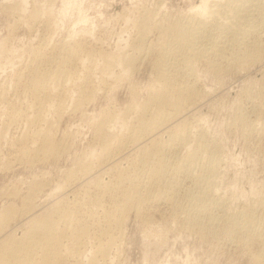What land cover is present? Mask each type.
Returning <instances> with one entry per match:
<instances>
[{
  "label": "rangeland",
  "instance_id": "374dc122",
  "mask_svg": "<svg viewBox=\"0 0 264 264\" xmlns=\"http://www.w3.org/2000/svg\"><path fill=\"white\" fill-rule=\"evenodd\" d=\"M26 1L28 0H22V2ZM211 2L212 0H29L23 3V5L29 4L24 5L27 12L23 16L24 19H20V21L15 18L16 16L14 15L16 14L4 12V9L0 10V39L5 38V46H9L8 49H10H4V53L1 49L2 56L0 58V210L8 206L13 208L12 212L7 216L5 215L4 220L0 222V248L3 247L2 244H5L7 238H11V236L20 237L26 226L28 228L29 220H35L37 216L44 218L47 216L46 213H49L48 216H50L53 210L52 215L54 214L53 216L58 218V212L70 207L78 210V218L81 217L75 222V226L77 228L86 226L88 232H86L87 235H84L85 243L78 246V244L73 242L72 231H66L64 237L66 248L64 247L63 252L68 253L71 250L72 252L68 255L69 257H66L65 260L63 259V263L95 264L90 259L93 256L92 253H95L96 247H98L101 240L106 243L108 238V235L105 234V229L108 228V222H106L108 209L111 208L116 199H118L117 202L119 203L123 201L120 196H116L117 193L114 195L116 197H113V201H111V196H104L103 206L101 204L99 207H97L98 204L87 200L90 197L87 195L88 190L86 187L89 189L93 187L92 190H94V182L101 177L113 178L117 181L118 171H116L115 167L105 162H103L104 164L100 163V159L103 157L102 153L105 151L103 150V144L105 140L114 134L120 136L119 133L122 130L120 137L122 139L123 134L124 138L122 140L126 141L129 146L123 157L125 158L123 159L125 160L123 164L127 167V171L130 172H127V175L131 177L137 173L139 175L136 178L137 183L147 180V176L142 171L144 170V164L142 165L143 162H141L144 156L143 149L145 152V148L139 145L136 146L130 136L134 130L140 127V118L142 116L140 114L142 110L136 109L135 106L147 100L150 87H156L158 84L155 77L156 69L155 66L153 67L157 52L155 53V50L149 47V43L152 41L154 44H158L161 39V32L159 31L162 30V26L166 24L165 27H167L182 14L184 15L196 9L206 14L204 17L207 16L208 6ZM51 5L54 8L51 17H49L50 14L48 12L39 16L37 20L29 15L34 7L47 9ZM204 6H207V9H203ZM153 9H155L156 14L153 18L154 24L152 22V28L148 29L146 44H143L142 48L136 49L140 39V32L137 29L138 27H136L135 19H139L147 10ZM141 12L143 13L141 14ZM254 13L255 30L252 28L248 32L249 35L248 33L247 36L245 35L247 38H244L245 41H259V49L256 52L257 54L255 53L254 58L244 59V61L242 59L235 60L236 62L226 59L221 60L218 61L220 64L216 69L212 67L209 58L198 60L195 63V69L189 75L182 76L185 79L189 76L188 78L196 79L197 81V94L192 99L193 102L191 101L193 105L187 102L185 104L187 110L182 115L184 117H177V119L170 122V130H173L177 127L176 124L180 122V124H184L186 120L185 123L188 127L191 126L193 135L197 134V132H199V135L200 132L204 135H202V138L206 150L210 149L209 151L207 150L208 153L212 152L216 156L219 155V159L221 158L219 162L220 174L218 173L215 178L217 187H213L216 190H212V187L207 183L209 181L205 177H200L201 173L204 174L206 169L205 165H203L205 161L201 160V164L189 174L186 173L187 171L176 173L173 171L174 168H172L170 174L163 177L164 179L160 183L162 185H159V188L160 186L163 187L156 189V192H158L168 188L167 192L168 194L170 193L171 200L161 198L162 200L159 199L154 202L147 201L142 205L139 213L135 209L137 199L134 200L133 202H136H132L130 205L131 207L133 206V209L131 208L122 217V225H120V222H115V226L113 225L112 227L111 233L117 236L116 239L118 238L116 245L112 246L110 253L105 258L97 256L100 257L97 258V263L102 264L104 261L103 264H264V114H262L264 113V14H260L257 10ZM216 21V18L209 20L211 24L208 23V27L214 28L213 25ZM29 23L32 25H28ZM49 35L51 42L49 38L47 39ZM238 36L242 37L241 34ZM48 44L49 46H46ZM239 44L240 41L234 42L237 55L241 56L244 45L243 43ZM138 50L141 51L138 52ZM127 51L135 53L133 61L135 68L133 66L131 73L124 75L125 72L122 71L121 63L119 61L113 62V60L121 53ZM68 56L74 57V59L68 61L69 63H67ZM110 59L112 60L110 61ZM64 61L68 72L70 70L72 84L67 81L64 85L63 83L59 85V87L61 86L60 89L58 87L53 92L50 89L36 92L33 86L35 69L40 68L39 70L47 72L54 71ZM109 62H112L113 68L110 67V70H105L106 64ZM105 79L108 81L106 82ZM73 83L75 86H73ZM79 87L81 88L78 91L77 88ZM129 104L134 105V107L132 106L128 110L126 107ZM241 115L247 116H245L246 121L241 119ZM30 116L33 118L38 116L39 119L30 122ZM103 116L107 118L105 120L108 123H106V128L101 134L99 130L100 121L98 120H104ZM112 116L115 117L116 121ZM129 118H133V121H130ZM131 122L134 124H130ZM173 122L177 123L174 124ZM243 122L247 124L244 125ZM113 129L116 130L115 133L112 132L114 131ZM96 130L100 133L95 132ZM168 130L166 129L163 132L164 134L162 133L159 140L168 139L167 135L170 132ZM44 132L49 135L48 141L56 143L57 147L54 146L53 151L52 149L45 151L37 147L41 142H44ZM109 132H111L112 136ZM100 134L104 136H100ZM107 135L109 137L105 138ZM26 136L27 138H24ZM95 138H97V141ZM191 138L192 143L179 146L177 149L179 154L183 152L185 154L187 148H191L193 145L194 148L197 147L195 136ZM34 139H37V142ZM118 142L116 143L118 144ZM149 145L151 147H148L152 148V143L149 142ZM138 147H141V149ZM101 150L103 151L101 152ZM167 151L172 153L169 148ZM140 153L143 155L141 156ZM136 156L139 157L136 158ZM86 159L90 165H93V169H90L91 166L86 162ZM91 159L93 161H90ZM96 164H99V167ZM109 165L114 170L110 169ZM201 167L202 169L204 167V171H201ZM138 168L140 172L137 171ZM80 170H85L83 172L86 173L82 174L83 172ZM132 172L135 173L132 174ZM191 173L194 174L192 175ZM85 174L88 175L86 176ZM196 174H198V178ZM70 176H72L71 179ZM172 178H175L174 181ZM201 178L204 179L206 184L203 181V184L201 183ZM217 180L218 183H216ZM143 182L140 185L141 189L138 186L140 189L138 190L139 195L145 193ZM196 182L202 185L200 184L199 186ZM170 184H173L172 187ZM201 188L210 193L209 198L211 200L219 199V202L220 200L224 201V203L221 201L219 204H216L217 201H215V206L213 204L210 210L211 215L209 214L210 216H205L203 219L202 217L198 218L196 215L195 208H197V203H194L196 199H192L194 198L192 197L194 193H198ZM207 188L210 189L208 190ZM179 198L182 200L181 202ZM29 200H32L33 204ZM27 201L28 204H26ZM69 203L72 204V207ZM22 207H29L27 208L29 211L27 209L23 211ZM56 207L57 211L55 210ZM30 209L33 210L31 211ZM32 213H35L36 217ZM243 213H247L249 216L247 214L243 216L245 220L248 217L247 222L244 218V221L242 220ZM249 213H252L257 221L255 231V233L257 232V237L255 236L254 238L244 237L246 227H241L242 229H240L235 225L239 221L243 225H247L248 220L251 218ZM43 215L44 217H42ZM230 216L232 219H230ZM38 217L37 219H39ZM215 220L218 221L216 222ZM26 223L28 225H25ZM2 224L3 227H1ZM62 226L63 223H59V230L64 229ZM13 232L15 236L10 235ZM67 234H70V236H67ZM100 236L101 240L99 239ZM74 250L76 254H73Z\"/></svg>",
  "mask_w": 264,
  "mask_h": 264
},
{
  "label": "bare ground",
  "instance_id": "6f19581e",
  "mask_svg": "<svg viewBox=\"0 0 264 264\" xmlns=\"http://www.w3.org/2000/svg\"><path fill=\"white\" fill-rule=\"evenodd\" d=\"M24 1V0H23ZM29 1V0H28ZM26 1V2H28ZM55 1V0H54ZM26 2H22L18 1V0H0V10L2 11L3 9L5 10L4 12H10V14H16L14 16H16L15 18L18 19V21H20V19H24V15H26V8H24V5H28V4H24ZM52 2V1H51ZM50 2V3H51ZM157 6V5H156ZM2 7V9H1ZM53 6H48L47 9H42V8H35L32 10V13L29 14L32 17L31 18H35L37 20V18H39V16H41L42 14H45L46 12H48L50 14L49 17H51V14L53 13ZM203 9H207V6H204ZM207 10V16L204 17L203 12L201 10H193L190 12L185 13L184 15L182 14V16H179L178 18H174L175 20L173 22H171L167 27L166 24L165 26H162V30L159 31L161 32V41L159 40V43H155L150 41L149 43V47L152 50H155V53L157 52V58L155 60V65H153V67L155 66L156 69V79H157V86L156 87H150V92H149V97L147 100H144L142 104L136 105L135 108L142 110L140 114H142L141 118H140V124H139V128L134 130L133 133L131 134L130 138L133 139V143H136V146H143L145 148V152L143 149V153L144 156L142 157V165L144 164V170H142L145 175L147 176V180L146 181H138L139 183L136 182V178H138V174L136 173L135 175H132L131 177L128 176L127 174L130 173L127 170V167L124 166V161L123 158L125 155V151L128 149V145L126 143V141L122 140L124 137V135L122 134V139H121V132H123L122 130H120L121 132L119 133L120 136L115 135V131L113 136L111 134V132H109L111 134L112 137H109V135H107L108 138L107 140H105L104 142V148L103 150H105L102 155L103 157L100 159V163H108L112 166L115 167L116 171H118V177L117 181H115L113 178H103L99 177L100 179L96 182H94V190L93 187L92 189H89L86 187V189L88 190L86 193L87 195H89V199H87L90 202H94L97 205V207H99V205L103 206V197L106 195L111 196L110 198H112L111 201H113V197H121V200H123L122 202H117L118 199H116L115 203L111 206L110 209H108L107 212V229L105 234L108 235L107 241L106 243L103 242V240H101V236H100V243L98 245V247H96L97 249L95 250V253H92L93 256L92 258H90L92 261L95 262V264H99L96 262L97 258H100L101 256H103L105 258L106 255H108V253H110V250L112 249L113 245H116L115 243L117 242V239L113 233H111L112 227L114 224L119 223L120 225H122L121 220L122 217L124 215H126V213H128V211L133 207H131L130 205L132 204V202L134 200L137 199V202L135 204V209L137 211V213L140 212L142 205L145 204V202H149V201H156L159 200L161 198H165V199H170L171 200V196L170 193L168 194V188L166 190H159L158 192H156V189L158 190L159 185L162 179H164L163 177H165L166 175L170 174V171L172 168L174 172L176 173H181L183 171H187L186 173H190L192 171H194L200 164H201V160L205 161V172L204 174L201 173L200 177H205V179L209 182V185L212 187V190H216L213 189V187H217L215 185V178L219 173V162L221 160V158L219 159V155L216 156L214 153H208V151L210 150H206V146L205 143L203 142V138L201 132L200 135L198 134L199 132H197V134L193 135V132L191 130V126L188 127V125L184 122V124H176L177 127H175V129L170 130V122L171 120L180 118L183 113L185 112V110H187V107L185 108V104L187 102H190V104L193 105V103H191L192 99H194L195 95L197 94V81L196 79H190V78H184L182 76H185L186 74H190L192 70H194V66L195 63L200 60V59H206L209 58L211 63H212V67L213 68H217L218 65L220 64L218 61L221 60H229V61H235V60H243L244 59H253L254 56L257 54V50L259 49V41L257 40H246L244 38L245 35L247 36V33L250 32V30H255L254 27H256L254 25L255 19H254V11H258L260 12V14H264V0H212V2L210 3V5L208 6ZM0 11V13H1ZM12 12V13H11ZM143 12H141L142 14ZM47 14V13H46ZM156 14L155 9L153 10H147L146 13H143L142 16H140L139 19H135V24L136 27H138L137 29L140 32V39L139 42L137 43L136 49L137 48H142L143 44H146V40H147V33H148V29L151 27L152 22H153V18ZM259 14V13H258ZM44 16V15H43ZM138 16V15H137ZM254 16V17H253ZM258 16V15H257ZM23 17V18H22ZM26 17V16H25ZM159 18V17H158ZM213 18H216V23H214V28H209L208 25L211 24L209 22V20H212ZM262 18V17H261ZM263 19V18H262ZM52 20V19H51ZM166 20V19H165ZM258 20V19H257ZM27 21V19H26ZM35 21V20H34ZM22 22V21H21ZM158 22V21H157ZM166 22V21H165ZM46 23V22H45ZM161 23V22H160ZM209 23V24H208ZM154 24V22H153ZM213 24V23H212ZM27 25V24H26ZM30 25V23L28 24ZM32 25V24H31ZM30 25V26H31ZM164 25V24H163ZM52 26V25H51ZM156 26V23H155ZM212 26V25H211ZM259 26V25H258ZM50 27V26H49ZM30 28V27H29ZM152 28V27H151ZM150 28V29H151ZM161 29V27H159ZM151 31V30H150ZM264 31V30H263ZM252 33V32H251ZM138 34V32H137ZM241 34L242 37L240 38L238 35ZM255 34V33H254ZM249 35V33H248ZM251 35V34H250ZM261 35V34H260ZM137 36V35H136ZM153 36V35H152ZM259 36V35H258ZM46 37V36H45ZM239 37V38H238ZM42 38V37H41ZM49 38L50 41V35L47 37V39ZM244 41H242V40ZM256 39V38H255ZM53 40V39H51ZM239 42L240 44L243 43L244 47H243V51H242V55H237V50H235V45L234 42ZM44 41V40H43ZM48 41V43H49ZM6 40L4 39H0V54H1V49L2 52L4 53V49L5 50H10L8 49L7 45L5 46ZM51 42V41H50ZM262 43V42H261ZM236 44V43H235ZM238 44V43H237ZM239 44V45H240ZM52 45V44H51ZM46 46H49L46 45ZM73 46V45H72ZM134 46V45H133ZM6 47V48H5ZM72 49V48H71ZM83 49V48H82ZM261 49V48H260ZM16 50V49H15ZM18 50V49H17ZM40 50V49H39ZM54 50V49H53ZM60 50V48H59ZM74 50V49H72ZM71 50V51H72ZM147 50V49H146ZM240 50V49H239ZM238 50V51H239ZM20 51V50H19ZM64 51V50H63ZM80 51V50H79ZM136 51V50H134ZM141 50H138V52ZM143 51V49H142ZM74 52V51H73ZM93 52V51H92ZM137 52V51H136ZM148 52V51H147ZM59 53V52H58ZM141 53V52H140ZM145 53V52H144ZM143 53V54H144ZM256 53V54H255ZM79 54V53H78ZM81 54V53H80ZM137 54V53H136ZM148 54V53H147ZM42 55V53H41ZM70 55V54H69ZM75 55V54H74ZM119 55V54H118ZM237 55V56H236ZM2 54L0 55L1 58ZM57 56V55H56ZM62 56V55H61ZM71 56V55H70ZM76 56V55H75ZM85 56V55H84ZM83 56V57H84ZM88 56V55H87ZM90 56V54H89ZM117 56V55H115ZM150 56V55H149ZM260 56V54H259ZM40 57V56H39ZM69 57V56H68ZM91 57V56H90ZM141 57V56H140ZM146 57V56H145ZM66 58V57H65ZM87 58V57H86ZM89 58V57H88ZM57 59V58H56ZM72 59H74V57H69L67 60V63H69L68 61H71ZM92 59V58H91ZM135 59V53H130L129 51L127 52H123L121 53L119 56L115 57L113 62H117L119 61L121 63V68L122 71L125 72L124 75H128L131 73V71L133 70V61ZM50 60V59H49ZM105 60V59H104ZM112 59H110L111 61ZM138 60V59H137ZM78 61V60H77ZM92 61V60H91ZM41 62V61H40ZM45 62V61H44ZM56 62V61H55ZM59 62V61H58ZM108 62V61H107ZM236 62V61H235ZM239 62V61H238ZM135 63V62H134ZM153 63V64H154ZM40 64V63H39ZM118 64V63H117ZM34 65V64H33ZM98 65V64H97ZM102 65V63H101ZM105 65V64H104ZM112 62H109L108 64H106L105 70H110L109 68L112 67ZM116 65V63H115ZM92 66V65H91ZM0 67H1V62H0ZM69 67V66H68ZM226 67V66H225ZM36 68V67H35ZM113 68V67H112ZM135 68V66H134ZM4 69V68H3ZM40 69V68H39ZM39 69H35V73H33L34 75V90H36V92H38L39 90H47L50 89L51 92L57 90V88L59 87V85H61L67 81H69L68 83L72 84V79H71V75H70V70L68 72L67 68H66V63L64 61V63H60L58 65V68L54 71H42ZM47 69V68H46ZM51 69V68H50ZM70 69V68H69ZM115 69V67H114ZM220 69V67H219ZM218 71V70H217ZM117 72V71H116ZM119 72V71H118ZM100 73V72H99ZM108 74V72H106ZM97 74V73H96ZM113 74V73H112ZM123 74V73H122ZM111 76V74H109ZM108 75V77H109ZM77 76V75H76ZM93 76V75H92ZM114 76V75H113ZM195 76V75H194ZM192 77V76H191ZM92 78V77H91ZM98 78V77H97ZM104 78V76H103ZM124 78V76H123ZM80 79V78H79ZM87 79V78H86ZM102 79V78H101ZM199 79V78H198ZM85 80V78H84ZM106 80V79H105ZM120 80V79H119ZM74 81V80H73ZM93 81V79H92ZM102 81V80H101ZM108 80H106L107 82ZM116 81V80H115ZM32 82V83H33ZM104 82V81H103ZM109 83V82H108ZM80 85V84H78ZM93 85V84H92ZM73 86L74 83H73ZM81 86V85H80ZM86 86V85H85ZM153 86V85H152ZM61 87V86H60ZM59 87V89H60ZM64 87V86H63ZM78 87V86H77ZM83 87V86H82ZM81 87L77 88L80 89ZM107 88V87H106ZM91 89V88H90ZM104 90V89H103ZM66 91V90H65ZM79 91V90H78ZM76 91V92H78ZM81 91V90H80ZM262 91V90H261ZM40 92V91H39ZM73 92V91H72ZM148 92V91H147ZM75 93V92H74ZM200 93V92H199ZM88 94V93H87ZM40 96V95H39ZM198 96V95H197ZM201 96V95H200ZM249 96V95H248ZM255 96V95H254ZM56 97V96H55ZM75 97V96H74ZM80 97V96H79ZM89 97V96H88ZM261 97V96H260ZM6 98V97H4ZM3 98V99H4ZM63 98V97H62ZM83 98V97H82ZM197 98V97H196ZM41 99V98H40ZM44 99V98H43ZM253 99V98H252ZM42 100V99H41ZM53 100V99H52ZM72 100V99H71ZM143 100V99H142ZM197 101V100H196ZM49 102V101H48ZM83 102V101H81ZM193 102V101H192ZM42 103V102H41ZM140 103V102H139ZM196 103V102H195ZM79 104V103H78ZM127 105V104H126ZM56 106V105H55ZM60 106V105H59ZM132 106L134 107V105H128L126 108L129 110L130 108H132ZM45 107V106H44ZM43 107V109H44ZM74 107V106H73ZM194 107V106H193ZM260 107V106H259ZM197 108V107H196ZM66 109V108H65ZM72 109V108H71ZM135 109V110H136ZM189 109V106H188ZM25 110V109H24ZM118 110V109H117ZM125 111V110H124ZM131 111V110H130ZM261 111V110H260ZM263 111V110H262ZM41 113V111H39ZM59 112V111H58ZM117 112V111H115ZM257 112V111H256ZM124 113V112H123ZM129 113V112H128ZM136 113V112H135ZM190 113V112H189ZM254 113V112H252ZM49 114V113H48ZM106 114V113H105ZM111 114V113H110ZM109 114V115H110ZM126 114V113H125ZM137 114V113H136ZM241 114V112H240ZM243 114V113H242ZM248 114V113H246ZM264 114V113H262ZM20 115V114H19ZM43 115V113H42ZM63 115V113H62ZM107 116V114H106ZM126 117V115H124ZM123 116V117H124ZM138 116V115H136ZM186 116V115H185ZM245 116L246 115H241V119L245 120ZM250 116V115H249ZM19 118V116H17ZM41 117V116H40ZM104 117V116H103ZM113 117V116H112ZM118 117V116H117ZM184 117V116H182ZM197 117V116H196ZM201 117V116H200ZM247 117V116H246ZM259 117V116H258ZM27 118V117H26ZM100 118V117H98ZM102 118V117H101ZM115 117H113L114 119ZM131 118V117H130ZM129 118V119H130ZM263 118V116H262ZM11 119V118H10ZM35 119H39L38 116L36 117H31L29 121L30 122H34ZM41 119V118H40ZM46 119V118H45ZM48 119V117H47ZM107 119L106 117H104V120ZM118 119V118H117ZM137 119V118H136ZM195 119V118H194ZM238 119L240 120V118L238 117ZM17 120V119H16ZM98 120L100 121V132L101 134L103 133L102 131L104 130V128H106V123H108L106 120ZM115 120V119H114ZM123 120V118H122ZM125 120V118H124ZM133 121V118L130 119V121ZM182 120V119H181ZM193 120V119H192ZM200 120V119H199ZM26 121V120H25ZM28 121V120H27ZM48 121V120H47ZM46 121V122H47ZM89 121V120H88ZM112 121V120H111ZM116 121V120H115ZM176 121V120H175ZM180 121V120H179ZM183 121V120H182ZM191 121V120H190ZM238 121V120H237ZM246 121V120H245ZM6 122V121H5ZM90 122V121H89ZM178 122V121H177ZM177 122H173L174 124ZM199 122V121H198ZM239 122V121H238ZM241 122V120H240ZM257 122V121H256ZM123 123V122H122ZM133 122H131L130 124H132ZM189 123V122H187ZM250 123V122H249ZM4 124V123H3ZM35 124V123H34ZM39 124V123H38ZM37 124V125H38ZM41 124V123H40ZM44 124V123H43ZM99 124V123H98ZM110 124V122H109ZM125 124V123H124ZM134 124V123H133ZM244 124V122H243ZM245 124H247L245 122ZM244 124V125H245ZM263 124V123H262ZM17 125V124H16ZM112 125V124H111ZM127 125V124H126ZM136 125V124H135ZM191 125V123H190ZM194 125V124H193ZM42 126V125H41ZM99 126V125H98ZM125 126V125H124ZM124 126H123V130H124ZM127 126H130L129 124ZM200 126V125H199ZM256 126V125H255ZM263 126V125H262ZM29 127V126H27ZM108 127V126H107ZM118 127V126H117ZM172 127V126H171ZM194 127V126H193ZM32 128V127H31ZM39 128V127H38ZM110 128V127H109ZM108 128V130H109ZM126 128V127H125ZM134 128V127H133ZM241 128V127H240ZM26 129V128H25ZM43 129V128H42ZM45 129V128H44ZM131 129V128H129ZM169 129L170 132L167 135L168 139L166 140H159L160 136L162 135V133L166 130ZM193 129V128H192ZM258 129V128H257ZM98 130V127H97ZM95 132H98V131ZM107 130V129H106ZM107 130V132H108ZM168 130V131H169ZM243 130V129H242ZM253 130V129H252ZM7 131V130H6ZM110 131V130H109ZM129 131V130H128ZM39 132V131H38ZM50 132V131H49ZM69 132V131H68ZM98 132V133H100ZM118 132V131H117ZM125 132V131H124ZM127 132V131H126ZM130 132V131H129ZM196 132V131H195ZM263 132V131H262ZM45 133V132H44ZM128 133V132H127ZM166 133V132H165ZM36 134V133H35ZM51 134V133H50ZM96 134V133H95ZM100 136H104L101 135ZM164 134V133H163ZM205 134V133H204ZM39 135V134H38ZM20 136V135H19ZM31 136V135H30ZM44 136V135H43ZM106 136V135H105ZM192 136H195V140L197 141V147L194 148L193 147H188L187 150L183 153H180V155L178 153V148L181 145H188L192 140ZM204 136V135H203ZM23 137V136H22ZM97 137V136H96ZM99 137V136H98ZM128 137V135H127ZM20 138V137H19ZM24 138H27L24 137ZM36 138V136H35ZM49 135L47 133H45V139L44 142H41L37 147L40 149H44L46 150H51L53 151L54 146H56V143L54 144L53 142H51L50 140L48 141ZM66 138V137H65ZM104 138V137H102ZM163 138V137H161ZM15 139V138H14ZM97 138H95L96 140ZM100 139V138H99ZM194 139V138H193ZM37 142V139H34ZM63 140V139H62ZM129 140V138H128ZM194 140V142L196 143V141ZM24 141V140H23ZM46 141V142H45ZM54 141V140H53ZM97 141V140H96ZM117 141L118 144L116 143ZM130 141V140H129ZM35 142V144H37ZM40 142V140H39ZM128 142V141H127ZM131 142V143H132ZM149 142L152 143V148H149ZM94 143V140H93ZM116 143V144H115ZM24 144V143H23ZM129 144V143H128ZM148 144V145H147ZM14 145V144H13ZM58 145V144H57ZM90 145V144H89ZM92 145V144H91ZM135 145V144H134ZM22 146V144H21ZM25 146V144H24ZM35 146V145H34ZM60 146V145H59ZM135 146V148H136ZM19 147V146H17ZM36 147V146H35ZM57 147V146H56ZM86 147V146H85ZM142 147V148H143ZM148 147V148H147ZM151 147V146H150ZM22 148V147H21ZM27 150L28 147L26 146ZM60 148V147H59ZM141 149V147H138ZM169 148V151L171 149L172 153L168 152L167 149ZM186 148V147H185ZM93 149V147H92ZM22 150V149H21ZM48 150V151H49ZM61 150V149H60ZM101 150V152L103 151ZM174 150V151H173ZM184 150V149H183ZM24 151V150H23ZM26 151V150H25ZM44 151V152H45ZM47 151V152H48ZM133 151V150H132ZM212 151V149H211ZM18 152V150H17ZM30 152V151H29ZM39 152V151H38ZM57 152V151H56ZM55 152V153H56ZM61 152V151H60ZM94 152V151H93ZM181 152V151H180ZM36 153V152H35ZM46 153V152H45ZM52 153V152H51ZM95 153V152H94ZM93 153V154H94ZM218 153V152H217ZM25 154V153H24ZM101 154V153H100ZM128 154V153H127ZM137 154V153H136ZM176 154V155H173ZM219 154V153H218ZM23 155V154H22ZM53 155V154H52ZM101 155V156H102ZM117 155V156H115ZM141 155V153H140ZM143 155V154H142ZM141 155V156H142ZM30 156V155H29ZM33 156V154H32ZM90 156V155H89ZM94 156V155H93ZM83 157V156H82ZM100 157V155H99ZM139 157V156H138ZM136 156V158H138ZM23 158V157H22ZM34 158V157H33ZM55 158V156H54ZM90 158V157H89ZM92 158V157H91ZM98 159V160H99ZM129 159V158H127ZM32 160V159H31ZM84 160V159H83ZM133 160V159H132ZM138 160V159H137ZM90 161H93L92 159ZM127 161V160H126ZM139 161V160H138ZM137 161V162H138ZM35 162V161H34ZM82 162V160H81ZM85 162V161H84ZM83 162V163H84ZM86 162L89 163V161L86 159ZM82 163V166H83ZM98 163V162H97ZM94 164V162H93ZM104 164V163H103ZM126 164V163H125ZM87 165V163H86ZM90 165V163H89ZM97 167H99V164H96ZM109 165V167H110ZM201 165V166H203ZM91 166V167H90ZM90 169H93L92 166L90 165ZM102 166V165H101ZM100 166V167H101ZM108 167V165H106ZM130 166V165H129ZM128 166V167H129ZM138 166V165H137ZM136 166V167H137ZM88 167V165H87ZM86 167V168H87ZM142 167V166H141ZM80 168V165H79ZM105 168V167H104ZM102 168V169H104ZM113 167H110V169ZM84 169V168H81ZM89 169V170H90ZM109 169V170H110ZM141 169V168H140ZM202 169V167H201ZM204 169V167H203ZM201 171H204V170ZM72 170V169H71ZM98 170V169H97ZM106 170V169H105ZM74 171V170H73ZM79 171V170H78ZM80 171H85V170H80ZM108 171V170H107ZM106 171V172H107ZM139 171V168L138 170ZM135 170V172H137ZM141 171V173H143ZM200 171V172H201ZM90 172V171H89ZM100 172V171H99ZM109 172V171H108ZM128 172V173H127ZM135 172H132L135 173ZM140 172V171H139ZM75 173V171H74ZM86 172H83L82 174H84ZM103 173V172H102ZM143 173V175H144ZM81 174V175H82ZM185 174V173H184ZM192 174V173H191ZM194 174V173H193ZM192 174V175H193ZM199 174V173H198ZM198 174H196L197 178H198ZM220 174V173H219ZM76 175V174H74ZM86 176L88 174H85ZM174 175V174H173ZM78 176V175H77ZM83 176V175H82ZM134 176V177H133ZM180 176V175H179ZM188 176V175H187ZM72 176H70L71 179ZM85 177V176H84ZM133 177V178H132ZM75 178V177H74ZM97 178V177H96ZM129 178V180H128ZM141 178V177H140ZM139 178V179H140ZM144 178V177H142ZM195 178V177H194ZM173 179V178H172ZM175 179V178H174ZM173 179V181H174ZM181 179V178H180ZM196 179V178H195ZM202 179V178H201ZM39 180V179H38ZM73 180V178H72ZM81 180V179H80ZM83 180V179H82ZM86 180V179H85ZM197 180V179H196ZM71 181V180H68ZM204 179L201 180V183L203 184ZM34 182V181H33ZM36 182V181H35ZM80 182V181H79ZM86 182V181H85ZM141 182H143V188L145 190L144 194L139 195V191L140 185L142 184ZM180 182V181H179ZM193 182V181H192ZM191 182V183H192ZM199 182V181H198ZM39 183V182H36ZM65 183V182H64ZM69 183V182H68ZM164 183V182H163ZM166 183V182H165ZM177 183V182H176ZM182 183V182H181ZM195 183V182H194ZM200 183V184H201ZM206 184V182H204ZM216 183H218V180L216 181ZM73 184V183H72ZM80 184V183H79ZM88 184V183H87ZM90 184V183H89ZM178 184V183H177ZM197 184V182H196ZM199 184V183H198ZM197 184V185H198ZM199 184V186H200ZM201 184V185H202ZM64 185V184H63ZM62 185V186H63ZM84 185V184H83ZM86 185V184H85ZM171 185V184H170ZM173 185V184H172ZM171 185V187H172ZM196 185V186H197ZM218 185V184H217ZM40 186V184H39ZM47 186V185H46ZM81 186V185H80ZM139 186V188H138ZM190 186V185H189ZM205 186V185H204ZM203 186V187H204ZM209 186V187H210ZM38 187V186H37ZM41 187V186H40ZM44 187V186H43ZM66 187V186H65ZM85 187V186H84ZM160 186L159 189H161ZM186 187V186H184ZM195 187V186H194ZM202 187V188H203ZM208 187V186H207ZM64 188V187H63ZM68 188V187H67ZM79 188V187H78ZM82 188V187H81ZM191 188V187H189ZM201 188V189H202ZM206 189V187H204ZM85 189V190H86ZM165 189V188H163ZM172 189V188H171ZM170 189V190H171ZM199 189V188H198ZM200 191H198V193L196 192V194L194 193V195L192 197V199H196L197 203L196 207V215L198 216V218L203 219V217L205 218V216H210V210L211 207H213L212 205L214 204L215 206V201L216 204L221 203L222 200L219 199L214 200V199H210L209 195L210 193L207 192V190L202 189ZM208 189V188H207ZM210 189V188H209ZM208 189V190H209ZM32 190V189H31ZM39 190V188H38ZM92 190V191H91ZM178 190V189H177ZM188 190V189H187ZM211 190V192H212ZM71 191V190H70ZM91 191V192H90ZM64 192V191H63ZM75 192V191H74ZM94 192V193H93ZM138 192V194H137ZM141 192V191H140ZM170 192V191H169ZM172 192V191H171ZM175 192V191H174ZM194 192V191H193ZM214 192V191H213ZM217 192V191H216ZM34 194H36L33 191ZM67 193V192H66ZM77 193V192H76ZM117 193V195H116ZM179 193V192H177ZM187 194V193H186ZM192 194V192H191ZM214 194V193H213ZM31 195V194H30ZM73 195V194H72ZM86 195V194H85ZM116 195V196H114ZM212 195V194H211ZM29 196V195H28ZM35 196V195H34ZM176 196V195H175ZM189 196V195H188ZM33 197V196H32ZM36 197V196H35ZM87 197V196H86ZM119 197V199H120ZM214 197V196H213ZM226 197V196H225ZM29 198V197H28ZM57 198V197H56ZM69 198V197H68ZM78 198V197H77ZM173 198V197H172ZM185 198V197H184ZM189 198V197H188ZM217 198V197H216ZM220 198V197H219ZM227 198V197H226ZM32 199V198H30ZM36 199V198H35ZM73 199V198H72ZM86 199V198H85ZM180 199V198H179ZM183 199V198H182ZM191 199V200H192ZM222 199V196H221ZM230 199V198H229ZM228 199V200H229ZM264 199V198H263ZM86 200V201H87ZM105 200V199H104ZM120 200V201H121ZM162 200V199H161ZM176 200V199H175ZM185 200V199H183ZM30 201V200H29ZM61 201V200H60ZM85 201V202H86ZM182 200L180 199V202ZM195 201V200H194ZM230 201V200H229ZM31 204L32 200L30 201ZM62 202V201H61ZM83 202V200H82ZM89 202V203H90ZM133 202V203H135ZM169 202V201H168ZM191 202V201H190ZM224 203V201H222ZM56 203V202H55ZM58 203V202H57ZM84 203V202H83ZM173 203V200H172ZM171 203V204H172ZM262 203V202H261ZM25 204V203H24ZM28 204V201L27 203ZM25 204V205H26ZM30 204V205H31ZM35 204V202H34ZM61 204V203H60ZM59 204V205H60ZM71 204V203H69ZM82 204V203H81ZM92 204V203H91ZM174 204V203H173ZM176 204V203H175ZM179 204V203H178ZM191 204V203H190ZM75 203L73 204L74 207ZM83 205V204H82ZM88 205V204H87ZM86 205V206H87ZM93 205V204H92ZM111 205V204H109ZM181 205V204H180ZM187 205V204H186ZM223 205V204H222ZM33 206V205H32ZM36 206V205H35ZM91 206V205H90ZM192 206V204H191ZM217 206V205H216ZM25 207V206H24ZM59 208V206H57ZM57 207H56V211H57ZM72 207V204H71ZM81 207V206H80ZM88 207V206H87ZM96 207V205H95ZM182 207V206H181ZM218 207V206H217ZM228 207V206H227ZM232 207V205H231ZM258 208V206H256ZM23 208V207H22ZM29 208V207H27ZM27 208H23L22 210L24 211V209ZM31 208V207H30ZM52 208V207H51ZM67 208V206H66ZM69 209H65L62 210V212H58V215L56 218L55 216L52 215V211L50 213V216H48L49 213H46L47 216L44 217V214L42 217L44 218H40L37 219V217L33 214V216L36 217V219H32L29 220V225L26 223L25 225H28V228L26 226V229L22 232L20 237H13L11 236V238H7V240L5 241V244L3 243L2 246L0 248V264H64L63 263V259L65 260L66 257H69L68 255L72 252L69 251L68 253L63 252L64 247H65V242H64V237L66 235V231L71 230L72 231V235L71 237L73 238V242L74 244H78V246L82 243H85L84 241V235L86 234L87 229L86 226L85 227H81L77 228L76 225V221H78V213L76 209L74 208H70ZM104 208V207H103ZM184 208V207H183ZM216 208V207H215ZM223 208V207H222ZM81 209V208H80ZM133 209V208H132ZM182 209V208H181ZM219 209V208H218ZM224 209V208H223ZM252 209V208H251ZM13 208L11 206L2 208L0 210V222L4 220L5 215L7 216L8 214H10L12 212ZM21 210V209H20ZM21 210V211H22ZM29 211V209H27ZM31 210V209H30ZM33 210V209H32ZM31 210V211H32ZM90 210V208H89ZM230 210V209H229ZM228 210V211H229ZM236 210V209H235ZM244 210V209H243ZM249 210V209H248ZM17 211V210H16ZM22 211V213H23ZM30 211V212H31ZM60 211V210H59ZM104 211V210H103ZM106 211V210H105ZM179 211V210H178ZM190 211V210H189ZM216 211V210H215ZM250 211V210H249ZM264 211V210H263ZM48 212V211H46ZM79 212V211H78ZM85 212V211H84ZM212 212V211H211ZM214 212V211H213ZM218 212V211H217ZM246 212V211H245ZM253 212V211H252ZM55 213V212H54ZM83 213V212H82ZM86 213V212H85ZM232 213V211H231ZM229 213V214H231ZM261 213V212H260ZM260 213H259V217H260ZM15 214V213H14ZM13 214V215H14ZM27 214V212H26ZM57 214V213H56ZM81 214V213H80ZM95 214V213H94ZM106 214V213H105ZM182 214V213H181ZM185 214V213H184ZM210 214V215H209ZM221 214V213H220ZM225 214V213H224ZM223 214V215H224ZM233 214V213H232ZM237 214V213H236ZM239 214V213H238ZM247 213H243L242 215V220H243V216H245ZM250 215V219L248 220V224L247 225H243V223H241V221L237 222L235 225L236 227H239L240 229H242L243 227H246V232H245V236L244 237H249V238H254L257 235L256 231V217L252 214L249 213ZM12 215V216H13ZM20 215V214H19ZM37 215V214H36ZM52 215V216H51ZM83 215V214H82ZM92 215V214H91ZM218 215V214H217ZM235 215V214H234ZM11 216V217H12ZM23 216V215H22ZM32 216V215H31ZM32 216V217H33ZM90 216V215H88ZM214 216V215H213ZM232 216V215H231ZM230 216V219H232ZM248 216V214H247ZM20 217V216H19ZM177 217V216H176ZM188 217V216H187ZM223 217V216H222ZM237 217V216H236ZM239 217V216H238ZM249 217V216H248ZM247 217V219H248ZM15 218V217H14ZM13 218V219H14ZM88 218V217H87ZM186 218V217H185ZM190 218V217H189ZM213 218V217H211ZM219 218V217H218ZM235 218V217H234ZM262 218V217H261ZM90 219V218H89ZM197 219V218H196ZM210 219V218H209ZM215 219V218H214ZM217 219V218H216ZM239 219V218H238ZM246 219V220H247ZM25 220V219H24ZM23 220V221H24ZM28 220V219H27ZM190 220V219H189ZM245 220V218H244ZM243 220V221H244ZM245 220V221H246ZM258 220V217H257ZM80 221V220H79ZM99 221V220H98ZM105 221V220H104ZM177 221V219H176ZM197 221V220H196ZM204 221V220H203ZM216 221V220H215ZM218 221V220H217ZM216 221V222H217ZM228 221V220H227ZM259 221V220H258ZM63 223L64 229L59 230V223ZM91 222V221H90ZM95 222V221H94ZM116 222V223H115ZM179 222V221H178ZM185 222V221H184ZM190 222V221H189ZM194 222V221H193ZM205 222V221H204ZM213 222V221H212ZM222 222V221H220ZM225 222V221H224ZM247 222V221H246ZM85 223V222H84ZM199 223V222H198ZM262 223V222H261ZM1 224V223H0ZM5 224V222H4ZM89 224V223H88ZM105 224V223H104ZM201 224V223H200ZM198 224V225H200ZM209 224V223H208ZM216 224V223H215ZM229 224V223H228ZM227 224V225H228ZM233 224V226H234ZM221 225V224H220ZM24 226V225H23ZM104 226V225H103ZM115 226V225H114ZM195 226V224H194ZM260 226V225H259ZM3 227V224L2 226ZM88 227V226H87ZM119 227V226H118ZM188 227V226H187ZM190 227H192L190 225ZM204 227V226H203ZM242 227V228H241ZM24 228V227H23ZM224 228V227H223ZM114 229V228H113ZM123 229V228H122ZM210 229V228H209ZM212 229V228H211ZM225 229V228H224ZM239 229V230H240ZM119 230V229H118ZM235 230V229H234ZM95 231V230H94ZM104 231V229H103ZM259 231V230H258ZM121 232V231H120ZM240 232V231H238ZM7 233V232H6ZM70 233V232H68ZM200 233V232H199ZM240 234V233H239ZM242 234V233H241ZM7 235V234H6ZM10 235H14L10 234ZM70 236V234H67V236ZM87 235V234H86ZM106 235V236H107ZM243 235V234H242ZM15 236V235H14ZM95 236V235H94ZM261 236V235H260ZM257 237V236H256ZM88 238V237H87ZM98 238V237H97ZM104 238V236H103ZM121 238V237H120ZM67 239V238H66ZM89 239V238H88ZM122 240V238H121ZM89 241V240H88ZM3 242V241H2ZM121 242V241H120ZM67 244V243H66ZM5 245V246H4ZM120 245V244H119ZM122 245V244H121ZM77 246V245H75ZM74 247V246H73ZM94 247V248H95ZM119 247V246H117ZM66 248V247H65ZM68 249V247H67ZM120 249V247L118 248ZM70 250V249H69ZM79 250V249H78ZM77 250V251H78ZM90 251V250H89ZM120 251V250H119ZM118 252V251H117ZM121 252V251H120ZM73 254H76V251H73ZM80 255V254H79ZM119 255V254H118ZM73 256V255H72ZM100 256V257H97ZM119 257V256H118ZM38 258V259H37ZM103 258V260H104ZM107 260V259H106ZM109 260V259H108ZM72 262V261H71ZM74 262V261H73ZM76 262V261H75ZM104 262V261H103ZM102 262V264H103ZM92 263V262H91ZM101 264V263H100Z\"/></svg>",
  "mask_w": 264,
  "mask_h": 264
}]
</instances>
